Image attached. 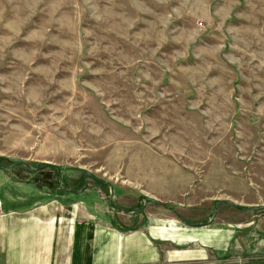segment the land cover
<instances>
[{"label":"rangeland","instance_id":"374dc122","mask_svg":"<svg viewBox=\"0 0 264 264\" xmlns=\"http://www.w3.org/2000/svg\"><path fill=\"white\" fill-rule=\"evenodd\" d=\"M3 167L16 192L98 190L123 229L222 228L209 261L264 264V0H0Z\"/></svg>","mask_w":264,"mask_h":264},{"label":"crops","instance_id":"0c3cea01","mask_svg":"<svg viewBox=\"0 0 264 264\" xmlns=\"http://www.w3.org/2000/svg\"><path fill=\"white\" fill-rule=\"evenodd\" d=\"M19 184L0 179V264H228L207 256L222 228L160 214L123 229L98 190L46 197Z\"/></svg>","mask_w":264,"mask_h":264},{"label":"water","instance_id":"95a60500","mask_svg":"<svg viewBox=\"0 0 264 264\" xmlns=\"http://www.w3.org/2000/svg\"><path fill=\"white\" fill-rule=\"evenodd\" d=\"M25 165H26V167H27L29 170H32V168H31L28 164H25ZM4 168H5V167L0 168V169H4ZM104 183H105V182H104ZM58 184H59L60 188H63V189H66V190H69V191H72V192H81V191H83V190L86 189V184H85L81 189H73V188H71L70 186L62 185V184H61V179H59ZM110 196H112V189H111ZM109 202H110V199H108V201H107L108 208H110L112 211H118V210H116V209H113V208L109 205Z\"/></svg>","mask_w":264,"mask_h":264}]
</instances>
